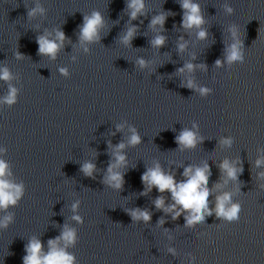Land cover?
<instances>
[{
	"label": "water",
	"instance_id": "obj_1",
	"mask_svg": "<svg viewBox=\"0 0 264 264\" xmlns=\"http://www.w3.org/2000/svg\"><path fill=\"white\" fill-rule=\"evenodd\" d=\"M193 2L204 22L186 29L182 0H144L135 20L127 0H0V70L11 77L0 79V160L5 179L23 186L15 205L0 209V220L12 217L0 227V264H23L33 239L43 256L58 237L73 264H264V164L256 165L264 159V0ZM37 6L43 12L29 16ZM94 11L103 17L98 38L81 42L84 18ZM160 14L163 28L151 27ZM158 35L166 37L159 48L151 43ZM40 36L60 45L55 58L39 54ZM236 39L243 61L229 63ZM189 63L191 72L178 71ZM10 86L17 90L11 105L4 99ZM132 129L141 138L136 145L128 144ZM185 129L196 134L195 147L176 143ZM120 143L126 160L114 171L124 183L115 189L105 179ZM225 160L242 169L235 179L221 169ZM86 163L96 166L92 177L81 170ZM157 164L177 182L186 167L207 165L212 214L188 225V212L173 219L156 209L160 193L147 191L141 176ZM225 193L226 208L240 207L238 220L215 213ZM163 196L173 202L169 192ZM135 209L151 220H133ZM65 228L75 233L71 243L62 239Z\"/></svg>",
	"mask_w": 264,
	"mask_h": 264
},
{
	"label": "clouds",
	"instance_id": "obj_2",
	"mask_svg": "<svg viewBox=\"0 0 264 264\" xmlns=\"http://www.w3.org/2000/svg\"><path fill=\"white\" fill-rule=\"evenodd\" d=\"M181 8L184 10V15L181 21V27L186 29H191L193 27L199 28L203 24V16L200 13V6L198 3H194L193 0H182ZM127 7L131 9L130 19H137L138 14H141L144 10L145 4L144 0H127ZM226 11L231 14L233 9L227 7ZM36 12H43V9L37 6V8L29 12V16L35 15ZM171 14V13H169ZM167 19L165 14L156 15L152 18L150 26L155 28L159 25L161 28L164 26V22ZM103 24V17L98 11H94L90 17L84 18V23L80 29V41H93L98 38V28ZM137 30V26H133L128 29L126 35L123 37L124 43L130 42L134 33ZM233 37L236 38L237 32L235 28L232 30ZM57 39L60 42H63L66 37L63 31H58ZM206 31H199L198 37L201 39L206 38ZM166 37L163 35L156 36L152 41V46L162 47L165 44ZM180 40H183L181 37ZM37 43L39 44V54L51 55L55 58V54L59 48V44L55 41H50L46 36H40L37 38ZM185 43L179 42L177 47L179 51H183L185 48ZM87 51V49H86ZM19 56V54H17ZM227 60L229 63L233 61H243V53L241 52V41L238 39L235 40V43L231 45L229 50ZM138 63L141 66H144L145 61L140 59ZM221 61L217 60L216 64L220 65ZM194 68V65L189 63L186 64L183 68L178 69L179 72L183 73L185 69L191 72ZM62 73L66 74L65 69H60ZM10 73L5 68L0 70V79L8 81L10 79ZM188 87H193L191 80L188 81ZM201 94L207 93L209 90L201 88L199 90ZM17 90L10 86L9 94L4 98L5 102L12 104L15 102ZM121 126L117 127L119 130ZM195 127V125H194ZM132 135L128 139L129 145H136L141 142L140 136L137 134L135 129H132ZM176 143L182 145L185 148L195 147L197 143V136L193 131L183 130L177 137ZM224 144L231 145L230 140H224ZM125 144L120 143L116 146V151L114 153L115 163H110L108 166V175L105 179V182L108 183L115 189H121L124 183V176L114 169L118 168L120 165L124 164L126 156L121 153V150L124 149ZM264 164V159H258L256 165L260 166ZM95 164L86 163L82 165V172L88 176L92 177L95 170ZM221 169L226 172L229 178L235 179L238 171L242 169H237L233 167L227 160L223 161L220 165ZM8 166L3 161L0 160V209H6L9 205H15L18 199L22 196L23 186L15 185L5 179L8 175ZM211 171L207 165L203 168H195L193 170L192 166H188L183 171V176L185 179L177 182L174 175L170 173H165L159 164L154 168L146 170L142 176L141 181L147 186V191H151L155 188L160 195L154 200V205L156 209L162 210L166 214H173L172 218L177 219L183 212H188V215L185 216V220L188 225H193L196 222H199L204 219V212H207L208 215L212 214V210L208 207V198L210 191L207 187L209 183V177ZM261 175H264L262 173ZM169 192L171 195L172 203L166 204L163 193ZM216 208L215 213L218 217H224L229 221L238 220V213L240 211L239 205L233 204L231 207L226 208V204L230 201V194L225 193L222 196L216 198ZM179 206V208H178ZM73 209L75 210L78 207V202L73 204ZM133 220H142L144 222H149L151 220L150 212L147 210L135 209L129 213ZM77 221L80 220L79 216L74 217ZM12 221L11 216H5L0 220V227H7L8 224ZM163 223V220H161ZM61 237H58L59 240ZM62 239L66 243H71L75 239V233L71 229L65 228L62 233ZM57 240H49L50 251L41 256L42 244L38 239H33L25 246V251L27 255L23 257V264H73V257L65 253L63 249L57 248ZM170 252L173 249H169Z\"/></svg>",
	"mask_w": 264,
	"mask_h": 264
}]
</instances>
